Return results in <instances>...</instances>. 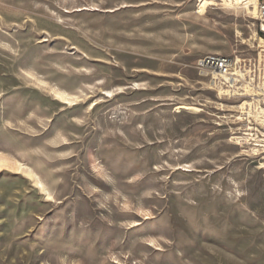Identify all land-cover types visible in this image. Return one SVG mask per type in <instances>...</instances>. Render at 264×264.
<instances>
[{
    "label": "rangeland",
    "instance_id": "1",
    "mask_svg": "<svg viewBox=\"0 0 264 264\" xmlns=\"http://www.w3.org/2000/svg\"><path fill=\"white\" fill-rule=\"evenodd\" d=\"M233 1L0 0V264H264V32Z\"/></svg>",
    "mask_w": 264,
    "mask_h": 264
},
{
    "label": "built area",
    "instance_id": "2",
    "mask_svg": "<svg viewBox=\"0 0 264 264\" xmlns=\"http://www.w3.org/2000/svg\"><path fill=\"white\" fill-rule=\"evenodd\" d=\"M257 2V10L259 15L258 22H260L261 32H264L261 28L262 22L264 23V0H257ZM234 63L235 59L229 56L207 55L203 58H200L196 62L195 68L198 72V75L207 79L208 83L213 80L214 73L228 78V81H225L224 85L230 89H233L239 82L240 77L238 74H235V71H241L240 67L238 66V68H236ZM230 80L232 81V84L229 83Z\"/></svg>",
    "mask_w": 264,
    "mask_h": 264
},
{
    "label": "bare ground",
    "instance_id": "3",
    "mask_svg": "<svg viewBox=\"0 0 264 264\" xmlns=\"http://www.w3.org/2000/svg\"><path fill=\"white\" fill-rule=\"evenodd\" d=\"M234 1L236 3H239V1H242V0H234ZM257 3L258 2L256 0H253V2L251 3V5H252V7H255L256 13H257L256 19L259 20V15H258V10H257ZM207 5H208L207 0H199V6L197 8V14L200 15V16H203L207 12ZM261 28L264 31V23L263 22L261 24ZM259 43H260L261 46L264 45V40L263 39H260L259 40ZM239 61L240 60H238L237 58H235V63L234 64H235L236 68H238ZM235 74L236 75L238 74V76H241V73L238 70L235 71ZM231 80L229 81L230 84H232V81ZM233 80H234V77H233ZM225 81L227 82L228 81V78H226L224 76H220V75L214 73L213 74V80L210 81V86L211 87H218V88L224 90V87L223 86H225L224 85L225 84ZM225 91L229 93L228 90H224V92ZM8 164L9 163H8V161L5 158L0 157V168L1 169L3 167H8ZM16 170L22 172V169L19 166H16Z\"/></svg>",
    "mask_w": 264,
    "mask_h": 264
},
{
    "label": "snow or ice",
    "instance_id": "4",
    "mask_svg": "<svg viewBox=\"0 0 264 264\" xmlns=\"http://www.w3.org/2000/svg\"><path fill=\"white\" fill-rule=\"evenodd\" d=\"M50 198V197H49Z\"/></svg>",
    "mask_w": 264,
    "mask_h": 264
},
{
    "label": "trees",
    "instance_id": "5",
    "mask_svg": "<svg viewBox=\"0 0 264 264\" xmlns=\"http://www.w3.org/2000/svg\"><path fill=\"white\" fill-rule=\"evenodd\" d=\"M263 35V34H262Z\"/></svg>",
    "mask_w": 264,
    "mask_h": 264
}]
</instances>
